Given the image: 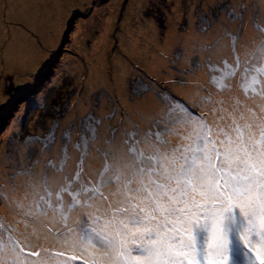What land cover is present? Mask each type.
<instances>
[{"label":"snow or ice","instance_id":"snow-or-ice-1","mask_svg":"<svg viewBox=\"0 0 264 264\" xmlns=\"http://www.w3.org/2000/svg\"><path fill=\"white\" fill-rule=\"evenodd\" d=\"M252 13L259 31L250 44L247 4L238 11L222 5L200 17L197 27L206 36L224 15L238 26L227 33L231 62L213 68L215 94L194 85L195 110L156 92L160 107L137 112L141 121L150 119L141 131L113 102L110 115L93 112L80 120L75 144L77 125L71 124L59 163L53 157L44 171H36L41 159L35 152L27 165L9 154L0 205L14 208L19 219H0V264H73L79 258L84 264H264V28L255 8ZM218 47L202 45L200 51L210 58ZM183 59L181 49L171 68L176 83L187 86L201 61L182 68ZM236 77L240 93L226 97ZM141 85L129 82L133 104L153 91ZM204 106L211 119L199 111ZM118 115L122 119L113 124ZM105 124L111 126L102 137ZM58 128L43 141L29 137L26 143H43L42 157L54 150ZM72 150L78 156L68 171ZM93 152L99 168L88 163Z\"/></svg>","mask_w":264,"mask_h":264},{"label":"rangeland","instance_id":"rangeland-1","mask_svg":"<svg viewBox=\"0 0 264 264\" xmlns=\"http://www.w3.org/2000/svg\"><path fill=\"white\" fill-rule=\"evenodd\" d=\"M227 4L234 8L247 4L248 16L253 18L255 8V15L261 17L260 28H264V0H0V177L6 179L9 154L27 165L29 153L35 152L41 159L38 173L53 157L58 161L69 126L77 125L72 132L74 144L80 120L94 108L97 115L102 109H110L109 97L132 113L137 124H149L150 119L141 121L137 112L147 115L156 110L150 108L153 103L159 108L161 102L148 93L133 104L124 88L130 81L139 80L142 90L145 84H155L161 92L162 88L174 90L178 83L171 65L175 64L174 50L181 47L186 50L180 61L182 68H190L194 58L205 59L206 54L200 51L202 44L208 47L220 41L211 56H226L225 38L228 32L235 34L236 25L226 24L228 20L222 17L206 36L201 28L187 22L186 13L198 20ZM221 24L228 25V30ZM252 25L253 31L246 29L245 42L249 44L258 35ZM133 50L138 56L132 54ZM206 80L204 75L191 85L195 88ZM195 93H188L192 104L199 101ZM97 101L101 102L100 110L94 106ZM121 119L118 115L114 124ZM57 124L55 148L41 157L43 143L29 145L26 140L31 137L43 141ZM71 156L68 171H74L78 154L72 150ZM92 157L89 165L99 168L95 152ZM5 179H0V187ZM0 219L15 224L19 217L14 208L4 204L0 205ZM73 264H84V259Z\"/></svg>","mask_w":264,"mask_h":264},{"label":"flooded vegetation","instance_id":"flooded-vegetation-1","mask_svg":"<svg viewBox=\"0 0 264 264\" xmlns=\"http://www.w3.org/2000/svg\"><path fill=\"white\" fill-rule=\"evenodd\" d=\"M219 6H222V5H219ZM239 6L240 5H238V7H236V9H237V11L239 10ZM170 7H172V6H170ZM169 7V8H170ZM222 17H224V19H226V20H228V23H226V24H230L231 22H230V20L227 18V15H224V16H222ZM221 17V18H222ZM157 18H159L160 19V17L159 16H157ZM221 18H220V21H221ZM252 18L253 17H250V16H247L246 17V22H247V28L246 29H251L252 31H253V28L251 27V25H252ZM172 19V18H171ZM186 19H187V22H189V21H191V24H192V27H194V28H198L197 27V25L200 23V18L197 20L196 18H192V16H191V14H188V13H186ZM198 22V23H197ZM222 22V21H221ZM220 22V23H221ZM161 23V22H160ZM219 25V24H218ZM221 26L223 27V29H226V30H228V25H223V24H221ZM238 25H236V27H237ZM253 26V25H252ZM254 27V26H253ZM254 29H256V28H254ZM202 30V29H201ZM258 31H259V29H256L254 32L255 33H258ZM233 34V33H232ZM227 41H228V52H227V54H226V56H218V57H216V58H212V57H215V56H210V58H209V56L208 55H205V59H202L201 58V69H200V71H199V73L198 74H196L195 76H193V77H191L189 80H190V83H188V85L187 86H185V85H180V84H175V88H174V90H172L171 92L170 91H167V90H164L163 88H162V92L163 91H166V92H168V93H170L172 96H174V97H176L177 99H179V100H182V101H184L186 104H189L194 110L196 109V104H192L191 102H189L188 100V93H189V90H195L196 91V88H193V85H191L192 84V82L193 81H195V79H198L197 77H199V80L205 75L206 77H207V80L206 81H203V84L204 85H200V86H203V87H205V88H208V89H210L214 94H215V92H216V89L212 86V84L210 83V80H211V77L214 75V74H216V73H214L213 72V68L214 67H216V66H219V65H221L222 64V62L223 61H225V60H227V61H229V62H231V60H232V56H231V52H230V45H231V36L230 35H228V37L227 38H225ZM217 42H220V41H214V43L213 44H211V45H208V47L209 46H212V45H215ZM203 45V44H202ZM201 45V46H202ZM159 46V45H158ZM181 49H183V51H185L186 52V50L184 49V48H182L181 47ZM180 49V50H181ZM175 51V53L176 52H178L177 50H174ZM202 53V52H201ZM193 54V53H192ZM194 59H198V58H194ZM156 82V81H155ZM147 87H151L152 89H153V91L152 92H149V94L152 96V97H154L153 99H155V100H157V102H160L158 99H157V96H156V92H161V91H159L158 89H157V86H155V84H154V86H148L147 84H145ZM239 85H240V78L239 77H236L233 81H231V86H232V92H235V93H237V94H239L240 93V88H239ZM147 87H143V89L144 88H147ZM188 88H190L189 90H188ZM124 90L126 91V93H127V95L129 96V99L130 100H132V98H131V96H130V94H129V87H125L124 88ZM142 90V89H141ZM176 90H178L179 91V93H177L178 95H176L175 94V91ZM124 91V92H125ZM232 92H230L229 94H232ZM236 94V95H237ZM126 95V94H125ZM99 97H100V95H99ZM227 97V96H226ZM119 97H117V99H118ZM199 98V97H198ZM155 100H153L154 102H155ZM153 101H152V103H153ZM113 102H115L114 101V99L112 100H110V101H108V104L111 106V108L110 109H106V110H103L101 107H98L99 109L98 110H100V109H102V112L101 113H98V115L97 114H95V116L97 117V118H104V117H106V116H108V115H110L111 114V112H112V108H113ZM199 102V101H198ZM197 102V103H198ZM95 102H93V104H94ZM97 103V102H96ZM99 103L101 104V102L99 101ZM115 104L117 105V103L115 102ZM96 105V104H95ZM94 105V106H95ZM157 105H156V103L154 104L153 103V105H151L150 106V108H154V109H158V107H156ZM202 108H205L206 109V111H201L202 110ZM199 111L202 113V114H204L205 116H208V117H210L209 116V110H210V106H204V107H202ZM94 110H96V108H94L93 109V111L92 112H88V114H90V113H93L94 112ZM95 113V112H94ZM129 115L132 117V113H129ZM133 120V119H132ZM113 124H114V122H113ZM111 125H108V124H105V126H104V128H102L101 130H100V134H102V136H106L107 135V129L110 127ZM139 126H140V129H141V131H143V130H145V129H147L148 128V126H149V124L148 123H146V122H142L141 124H139ZM132 130V128H131V126H129V131H131ZM73 136V135H72ZM172 143L173 144H175V143H177V141H175V140H172ZM75 144V143H74ZM58 163H59V160L57 161ZM75 166V165H74ZM73 166V167H74ZM75 169V167L73 168V170Z\"/></svg>","mask_w":264,"mask_h":264},{"label":"bare ground","instance_id":"bare-ground-1","mask_svg":"<svg viewBox=\"0 0 264 264\" xmlns=\"http://www.w3.org/2000/svg\"><path fill=\"white\" fill-rule=\"evenodd\" d=\"M263 6V5H262ZM172 22V20H169V23H171ZM102 45V44H101ZM97 47H101L100 46V43H97ZM133 55H136V56H138V53L135 51V50H133V53H132ZM197 78H199V77H197Z\"/></svg>","mask_w":264,"mask_h":264}]
</instances>
